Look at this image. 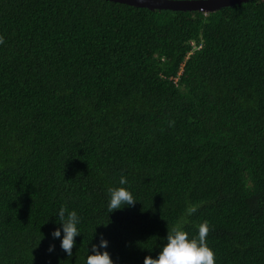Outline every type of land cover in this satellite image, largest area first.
I'll return each instance as SVG.
<instances>
[{
    "label": "trees",
    "instance_id": "16d2710c",
    "mask_svg": "<svg viewBox=\"0 0 264 264\" xmlns=\"http://www.w3.org/2000/svg\"><path fill=\"white\" fill-rule=\"evenodd\" d=\"M0 36V264H85L101 234L144 264L205 220L216 264H264V0H0ZM121 175L138 201L109 213ZM61 206L81 217L70 257Z\"/></svg>",
    "mask_w": 264,
    "mask_h": 264
},
{
    "label": "clouds",
    "instance_id": "9594fccd",
    "mask_svg": "<svg viewBox=\"0 0 264 264\" xmlns=\"http://www.w3.org/2000/svg\"><path fill=\"white\" fill-rule=\"evenodd\" d=\"M3 43L4 37L0 36V44ZM190 45L194 50L201 48L200 45L195 46L194 42H191ZM118 184L119 186L113 185L107 189L109 213L122 210L125 207H133L138 201L129 188L126 187L128 184L126 176L121 175ZM192 211H195V209H192ZM56 217L55 222L59 224V227H56L51 235L54 239H60V247L70 257L73 255L72 250L76 244L75 237L81 235L79 228L81 217L75 209L69 210L66 206H61L58 209ZM209 231L210 225L207 220L198 225L195 235H190L188 231L179 225L173 226L170 230L168 229L167 235L161 238L159 251L156 255H146L144 264H216L214 250L207 242ZM108 244L109 241L101 234L99 243H92L91 248L87 249L85 264H115L107 250ZM54 250L55 245H50L48 251L52 252Z\"/></svg>",
    "mask_w": 264,
    "mask_h": 264
},
{
    "label": "water",
    "instance_id": "95a60500",
    "mask_svg": "<svg viewBox=\"0 0 264 264\" xmlns=\"http://www.w3.org/2000/svg\"><path fill=\"white\" fill-rule=\"evenodd\" d=\"M149 10H168L172 12L214 13L225 7L241 5L254 0H104Z\"/></svg>",
    "mask_w": 264,
    "mask_h": 264
}]
</instances>
